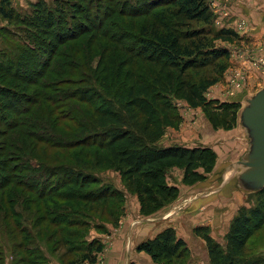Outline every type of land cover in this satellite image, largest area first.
Returning a JSON list of instances; mask_svg holds the SVG:
<instances>
[{"label":"trees","instance_id":"16d2710c","mask_svg":"<svg viewBox=\"0 0 264 264\" xmlns=\"http://www.w3.org/2000/svg\"><path fill=\"white\" fill-rule=\"evenodd\" d=\"M61 2L70 3L75 14H65L63 6L58 2L54 9L49 10L45 3H39L45 20L38 21V25L46 31L49 30L47 35H52L53 39L60 43L64 38L77 40L91 34L92 39L112 41L115 44L113 51L120 50V57H113L112 52L108 53L109 50L104 49L95 66L91 65L88 59L75 71L73 65H66L71 70L67 81L73 87L61 92V97L71 98L79 106L85 107L88 120L79 121L71 140L59 134H52L54 142H44L35 135L36 140L48 147L78 150L74 156L75 165L61 162L55 166L48 165L36 161V157L22 150L20 144L24 141L27 144L28 137L34 136L25 130V126L41 132L45 128L35 123L25 125V118L20 116L47 96L43 92L35 93V98L32 99L30 96L19 95L11 86L0 83V128L12 132V141L8 138L5 142L11 144L10 150L17 155V163L15 161L10 168L11 173L4 178L0 177V190L11 183L23 187L31 194L26 197V202L36 205L38 183L36 175L33 174L41 171L40 179L46 176L44 180H47V176L51 175L50 169L53 168L54 176H57L56 181L40 188L37 195L38 210L46 203L54 207L61 202L74 200L85 202L88 208L98 203L106 205L108 201L122 200L123 192L104 182L96 175V171L116 166L121 169L122 179L129 190L137 191L142 196L141 201L146 200L147 204L143 205L141 212L150 214L160 205L171 202L178 194L176 186L165 182L167 168L183 166V180L186 184L201 183L209 177L208 174L204 176L199 169L210 174L215 168V153L208 147L188 148L176 144L164 147L158 145V141L168 128L178 126V100L184 101L192 108L209 107L210 102L205 97V91L216 80H194L190 72L216 65L226 59L228 51L224 47L216 46L214 41L231 39L233 33L227 29L211 28L212 15L207 0H141L137 6L130 5L128 10L120 9L117 12L119 16L142 19L141 24L136 23L134 27L139 30L135 34L122 33L116 25V32L121 37H115L109 33V29L104 28L115 11L113 8L102 10L100 0L94 8L88 5V0ZM124 5L127 6L126 1ZM94 12L96 17H93ZM77 14L83 16L81 22L76 17ZM0 15L8 21L13 19L14 9L10 0H0ZM192 22H200L202 27L199 30L182 29ZM114 25L111 24V27ZM56 26L54 32L52 28ZM20 38L33 48L26 52L28 56L25 58L22 54L24 47H16L14 52L0 50V78L2 82L13 80L26 82L25 86H35L40 83L42 76L50 72L51 58L57 47L49 43L44 49L47 55L43 52L44 57L41 56L36 64L33 50L36 49V44L38 47L43 46V41H38L36 35H24ZM221 70L223 66L219 67V71ZM34 72L36 79L28 78L24 81L29 77L28 74ZM243 90L238 94L239 99L245 94ZM16 96H19L17 105L13 106L14 103L10 100ZM238 103L239 100L232 101L223 107L233 111L237 108L236 112H239L241 100L240 106ZM74 109L76 108L69 107L71 112ZM210 117L214 118L213 123L216 125L218 116L210 111ZM19 165L28 173L19 181L12 182L9 177ZM87 165L88 170L84 168ZM1 168L4 170L9 167L2 164ZM253 193L262 197L261 202L248 213L240 211L233 218L223 248L207 233L202 234L206 242L207 264H264L262 258L252 261L240 259L252 230L258 228L264 220V188ZM13 203L11 199L9 204ZM6 210V216H9L7 214L10 212L15 221L19 222L18 211H12L11 208ZM52 212L55 215L49 222L56 231L51 237L63 236L66 242L76 234L74 228L88 227L90 224L86 219L80 224L79 220L72 219V216L76 215L60 209ZM84 216L90 214L84 212ZM19 231L24 238L32 237L31 232L26 235L28 233L24 228ZM99 242L96 238L92 239L88 249L71 263H94L95 253L102 250ZM136 250L148 254L153 262L170 263L182 257L186 251V243L176 236L173 228L167 227L153 238L140 242Z\"/></svg>","mask_w":264,"mask_h":264},{"label":"rangeland","instance_id":"374dc122","mask_svg":"<svg viewBox=\"0 0 264 264\" xmlns=\"http://www.w3.org/2000/svg\"><path fill=\"white\" fill-rule=\"evenodd\" d=\"M124 1H126L127 6L124 5ZM140 1L100 0L102 10L113 8L115 11L107 27L104 28L109 29V33L115 35V37H121L116 32V25L122 30V33L135 34L138 32L137 27L136 29L134 27L136 23L140 25L142 19L125 18L117 15V12L125 8L128 10L130 5L137 6ZM10 2L11 7L14 9L13 19L8 21L0 15V50L14 52L16 51V47H20V49L24 47L22 54L25 58V56H28L26 52L33 47L23 42L20 36L36 35L38 41H43L41 43L43 46L39 45L38 47L36 44V49L33 50V54L36 55L37 64L43 52L44 55H47L44 49H46L45 47L49 43L55 44L54 46L57 47L53 58H51L52 67H50V72L44 77L42 76L40 83L37 85L28 84L25 86L26 82L22 83L13 80L2 82L3 80L0 78V83L11 86L19 95L22 94L35 98V93L43 92L47 96L45 100H39L37 105L34 104L27 112H24L20 116L25 118V125L41 124L45 129L41 132L38 129L36 131V128H26L25 126V130L34 136L28 137L27 144L24 141L20 145H22L23 151L36 157V161H42L52 166L60 162L75 165L74 156L78 153V150L68 147L55 149V147H48L45 143L38 140L54 142L51 137L52 134H59L71 140L73 137L72 133L75 132L79 121L87 122L88 120L85 107L79 106L71 98L65 99L61 97V92L70 90L73 87L67 81L71 70L66 65H73V71H75L88 59V62L95 66L104 49H108V53L112 52L113 57H120V50L114 52L113 48L115 44L112 41L102 38L92 39L91 34L77 40H66L63 37V41L58 43L53 39L52 35H47L49 30L46 31L44 27H39L38 21L45 20L42 16V7H39L40 2L45 3V7L48 10L54 9L58 2L61 7L63 6L65 14L74 15L75 12H73L70 3L61 2V0H10ZM97 2L98 0H88V5L94 8ZM207 4L212 15L211 28L213 30L227 29L232 31L233 36L228 40L219 39L214 41L216 46L224 47L228 51L226 59H222L216 65L212 64L193 73L190 72L194 80L204 78L215 79L216 82L205 91V97L210 102L208 108H192L184 101L178 100L177 113L180 115L178 126L170 128L172 130L169 128L166 130L170 134L172 132L175 136L177 134L184 135L185 131L187 132L189 129L192 133L195 131L199 132L203 121L213 131H220L221 133L234 131L236 127L235 118L238 112H236L237 108H234L233 111L223 106L238 100V105L240 106L238 94L243 89L254 92L264 85V0H207ZM94 16L96 17V12H94ZM76 17L80 22L83 20V16L79 14ZM113 23L115 25L111 27ZM200 27H202L200 22H192L183 26L182 29L190 30L192 28L199 30ZM56 29L57 26L52 28L54 32ZM11 48H14V50H11ZM221 66H223V70L219 71V67ZM28 75L29 77H26L24 81L28 78L36 79V72ZM17 97L19 96H16V99L14 98L15 102L14 99L10 100L11 103H14L13 106L16 104ZM70 106L76 109L71 112L69 110ZM183 107H187L191 111L187 123L190 120L192 123L181 130L184 120V116L181 115ZM210 111H213L218 116L216 125L213 123L214 118L210 117ZM3 113L6 112L3 111ZM172 134L169 135L170 138L174 136ZM35 135L38 137L37 140ZM11 136V131L0 128L1 178L8 176L11 173L10 168L14 165L15 161L17 163L16 152L14 153L13 150H10L9 145L11 144L9 142H5V140L8 141V138L12 141ZM222 145L219 143L213 147L219 150L222 148ZM199 146L208 147L215 153L216 165V162L219 161L216 151L211 146L203 144ZM2 164L7 165L9 168L3 170L1 168ZM32 164L36 166L34 162ZM88 166L84 168L88 170ZM15 170L9 177V179H12V182L19 181V179L23 178L22 176L28 173L22 170L21 165L17 166ZM199 171L204 176L207 174L210 176L211 174L204 172L202 169H199ZM54 172L53 168H51L50 174L53 176H47V180H44L46 176L40 179L39 175L41 171H36L33 174L36 175V183H38V187L36 186V205L26 202V197L31 194L24 190L23 187H17L11 183L0 190V264H56L55 261L59 264H73L71 261L79 259L82 253L88 249L89 242L94 238L98 239L102 246V250L95 253V262L84 261L80 263L78 261L75 263L103 264L105 260L104 254L113 249V243L118 239V235L116 234H119L118 232L120 231L128 233L126 232L127 227L124 225V221L126 222L124 217L128 211L132 210L131 208L134 204L136 206L132 212L139 214L141 217L138 216L139 220L149 219L151 222L149 225H146L150 229H147L145 232L141 231L140 233H137V230L141 229L139 228V220L135 219L136 221L132 222V226L136 230H133L132 236L127 238V241L129 240L134 247H131L132 250L128 255L127 264H207V248L202 234L207 233L213 241L219 243L223 248L226 243L225 237L233 218L240 211L248 213L262 200V197L258 193L243 194L235 190L225 198L216 195L215 199L208 198L198 201L196 190H198L197 184L200 182H194L193 184L184 183L183 166H173L166 169L165 182L168 185L174 184L176 186L177 184L173 180V176L178 175L180 177V186H176L178 188L176 198L168 204L160 205L157 210L150 214H144L141 210L143 205L147 204L146 200L141 201L142 196L137 191L129 190L127 184L122 179L121 169L114 166L96 171V175L104 182L110 183L113 187L122 191V200L108 201L106 205L98 203L89 208L85 202H74L75 200L61 202L58 206L54 207L50 203H46L41 210H38L37 195L39 190L42 186L56 181L57 176H54ZM11 199L14 201L13 204H9ZM7 208L20 213L19 222L15 221L10 212L7 214L9 216L5 215ZM59 209L76 215L72 216V219L79 220L80 224L85 219L89 220V226L74 228L77 232H75L76 234L73 237H69L68 242H66L63 236L51 237L56 228L49 221L55 215L52 211H59ZM84 212L90 214V216H84ZM167 227L173 228L176 236L183 239L186 243V251L181 258L173 260L170 263H158L153 262L151 257L145 252H138L136 250L140 242L153 238L158 232ZM21 228H24L25 232L28 233L26 235H29L31 232L32 237L24 238L19 231ZM158 229L160 230L155 233ZM133 250L140 254L142 253L145 257H149L152 262L138 258L136 254H134L133 258ZM127 254L128 250L126 251ZM240 257V259L249 261L255 258L264 259V220L258 228L252 230Z\"/></svg>","mask_w":264,"mask_h":264},{"label":"water","instance_id":"95a60500","mask_svg":"<svg viewBox=\"0 0 264 264\" xmlns=\"http://www.w3.org/2000/svg\"><path fill=\"white\" fill-rule=\"evenodd\" d=\"M240 100L236 124L240 148L200 183L198 198L226 197L235 190L249 194L264 188V85Z\"/></svg>","mask_w":264,"mask_h":264},{"label":"crops","instance_id":"0c3cea01","mask_svg":"<svg viewBox=\"0 0 264 264\" xmlns=\"http://www.w3.org/2000/svg\"><path fill=\"white\" fill-rule=\"evenodd\" d=\"M243 91H244V93H252V91L249 92L247 89H244ZM190 112L191 111H189L187 109V107L186 108L183 107L181 115L184 116V120L182 122L181 130L184 129L187 125L192 123L191 120H190V122L187 123L188 118H189V114H191ZM190 118H192V117H190ZM195 124H196V122H195ZM170 130H172V129H170ZM171 134H172V132H171ZM171 134H170V132L166 131L165 134L162 136V138L158 141V145L166 147V146L176 144V145L185 146L188 148H193L195 146H199L200 144L211 146L216 151V155L218 156V160H219L218 162H216L215 167L218 164H220V162H222V161L224 162V161L231 159L235 155L236 151L240 148V139L241 138H240L239 133L237 132V127H235L234 131L221 133L220 131L211 130L210 127L208 126V124L203 121L199 132L195 131L192 133L191 130L189 129V131H187V132L185 131L184 135L177 134L175 136L174 134H172L174 136H172L170 138L169 135H171ZM223 141H225V142H223ZM219 143L223 144V145H222L221 149L217 150L213 146H215L216 144H219ZM173 180L176 181V184H177V185L175 184L176 186H180V177L178 175H174ZM199 185H200V183L197 184L198 190H196V194H199V192L201 191V188ZM196 194H194V195H196ZM214 197H211V198L215 199ZM196 198L198 199V201H200L201 199L204 200V198H198V197H196ZM130 204H133V203H130ZM135 206L136 205L134 204V206H132V208H131L132 210L130 212L128 211V213H126V215L124 217L126 219V222L124 221V225H126V227H127L126 232H128V233H123L120 231L121 233L118 232L119 234H116V235H118V239H116L115 242L113 243V247H112L113 249L110 250L108 253L106 252L104 254L105 260L103 261V264L104 263L105 264H127L128 263L127 258H128V255L130 254L131 250H132L131 247H134V245H132V243L129 240L127 241V238L132 236V234L134 232L133 230H136L135 227L132 226V222H135L136 221L135 219L139 220V218H138L139 214L132 212L133 209L135 208ZM140 220H139V222H140L139 228H141V229H138L137 233H140L141 231L145 232V231H147V229H150V227L146 226V225H149V223L151 222L149 219H140ZM159 220H161V219H159ZM140 226H144V227H140ZM160 229H158L155 233H157ZM125 241H126V244H125ZM127 250H128V254L126 255ZM134 254H136V256H138V258H140V259L147 260L148 262H152V261H150L149 257H145V255H143L142 253L140 254L137 251H134L132 254L133 258L135 256ZM55 263L59 264L56 261H55Z\"/></svg>","mask_w":264,"mask_h":264}]
</instances>
